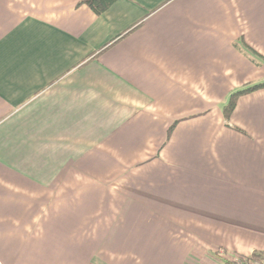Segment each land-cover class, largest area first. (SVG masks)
Listing matches in <instances>:
<instances>
[{"label":"crops","instance_id":"1","mask_svg":"<svg viewBox=\"0 0 264 264\" xmlns=\"http://www.w3.org/2000/svg\"><path fill=\"white\" fill-rule=\"evenodd\" d=\"M83 1L0 0V264L264 251V0Z\"/></svg>","mask_w":264,"mask_h":264},{"label":"trees","instance_id":"2","mask_svg":"<svg viewBox=\"0 0 264 264\" xmlns=\"http://www.w3.org/2000/svg\"><path fill=\"white\" fill-rule=\"evenodd\" d=\"M115 1L116 0H84L83 2L86 3L96 14L100 15L103 12H105ZM142 22H143L142 20L136 22L131 27H129L124 32H122L117 37H115L113 39V41L107 42L104 45H102L100 48L93 51V53L91 55L92 56L100 55L102 52H104L105 50L110 48V46L112 44L118 42L119 40L124 38L127 34H130L133 30H136L138 27H140ZM242 45L245 48H242ZM233 46L236 49L243 51L244 54H246L248 57H250L257 64H260V62L257 61L258 59L256 57H260L264 60V56L261 53H259L258 51H256L255 49H253L250 45H248L243 38H241V42L240 41H234ZM262 88H264V80L249 83V84L245 85L244 87L233 92L229 96L227 103L224 105L223 110H224L225 117L228 119L231 116V114L233 113V111L235 110V108L237 106V102H238L239 98L242 95L248 94V93H253V92H255L259 89H262ZM174 126H175V124H173L170 127V129L168 131L167 139L170 138V135L174 129ZM235 128L239 129L238 127H235ZM239 256L241 258H247V260H259L260 262H263L262 260H264V251H255L250 255H239ZM228 259H230V258L229 257L226 258V263H230V260H228Z\"/></svg>","mask_w":264,"mask_h":264},{"label":"built area","instance_id":"3","mask_svg":"<svg viewBox=\"0 0 264 264\" xmlns=\"http://www.w3.org/2000/svg\"><path fill=\"white\" fill-rule=\"evenodd\" d=\"M228 258V257H226ZM230 263H225L224 264H262V262L257 261V260H247V258H241L239 255H235L233 257H230Z\"/></svg>","mask_w":264,"mask_h":264},{"label":"rangeland","instance_id":"4","mask_svg":"<svg viewBox=\"0 0 264 264\" xmlns=\"http://www.w3.org/2000/svg\"><path fill=\"white\" fill-rule=\"evenodd\" d=\"M257 261H259V260H257ZM263 262H262V264H264V260H262Z\"/></svg>","mask_w":264,"mask_h":264}]
</instances>
